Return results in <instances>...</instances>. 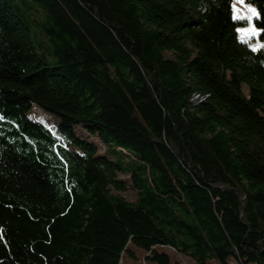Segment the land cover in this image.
<instances>
[{"label":"trees","instance_id":"1","mask_svg":"<svg viewBox=\"0 0 264 264\" xmlns=\"http://www.w3.org/2000/svg\"><path fill=\"white\" fill-rule=\"evenodd\" d=\"M232 3L0 0V264H264V50Z\"/></svg>","mask_w":264,"mask_h":264},{"label":"rangeland","instance_id":"2","mask_svg":"<svg viewBox=\"0 0 264 264\" xmlns=\"http://www.w3.org/2000/svg\"><path fill=\"white\" fill-rule=\"evenodd\" d=\"M232 4H233L232 7H233L234 18L246 21V26L240 27L239 29L248 28L250 25L254 24V18L256 16L253 17L252 20H248L246 18H243V19L237 18L238 16L246 17L247 15H249V13L247 12L246 5H250V4H247V3L241 4V3H239V0H233ZM250 6L253 7L252 5H250ZM239 37L242 41L249 42L251 47L255 44L264 42L259 36L258 37L257 36L245 37L240 31H239ZM166 55L171 56V53L167 52ZM199 99H200V97H198V96L195 97V100H199ZM29 115L30 116L32 115L34 117L36 116L38 119H40L43 122L55 124L56 127L60 121L58 115L44 110L43 108H41L37 104L33 105V108L30 111ZM77 132L80 133V135H82V137H84L85 139H88L89 141H92V140L96 141L101 153H103L105 151L104 144L102 143V141L97 136L92 135V134H87L86 130L85 129L83 130L82 126H78ZM121 177L126 179L128 185H129V188L126 191L119 192V193L122 194L123 196H125L130 201H136L138 199V192H137L136 188L132 185L131 181L129 180V176L125 174V175H122ZM163 249L167 250L170 253V255L173 259V262L175 264H198L191 257L183 255L182 253L177 252L171 248L165 247ZM146 254L147 253L144 249H142V248H140L134 244H129V250L125 251L122 254L120 264H158L157 262H154L150 259H146ZM212 262H213V264H217L215 261H212ZM233 264H235V262H233Z\"/></svg>","mask_w":264,"mask_h":264},{"label":"snow or ice","instance_id":"3","mask_svg":"<svg viewBox=\"0 0 264 264\" xmlns=\"http://www.w3.org/2000/svg\"><path fill=\"white\" fill-rule=\"evenodd\" d=\"M239 3L244 4L245 0H239ZM246 7H247V12L249 13V15H247L246 17L238 16L237 18H241V19L246 18L248 20H252L253 17L259 15V12L257 11L256 8L251 7L250 5H246ZM238 31H240L245 37H252V36L258 37L261 32H264V29L257 28L254 24H252L248 28H242V29H239ZM252 47L254 51L264 50V42L255 44Z\"/></svg>","mask_w":264,"mask_h":264}]
</instances>
